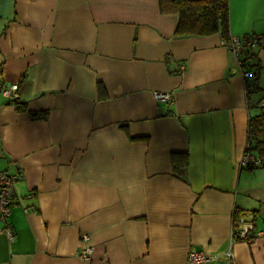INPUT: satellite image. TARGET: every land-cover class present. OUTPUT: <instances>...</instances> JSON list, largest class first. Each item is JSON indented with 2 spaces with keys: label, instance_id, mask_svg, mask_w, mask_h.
<instances>
[{
  "label": "crops",
  "instance_id": "crops-1",
  "mask_svg": "<svg viewBox=\"0 0 264 264\" xmlns=\"http://www.w3.org/2000/svg\"><path fill=\"white\" fill-rule=\"evenodd\" d=\"M228 5L232 37L264 35V0ZM177 22L159 0H0V87L16 82L25 109L0 92V171L21 173L0 264H186L229 247L264 264V236L231 237L235 208L264 230V164H240L264 44L246 94L220 35L176 36Z\"/></svg>",
  "mask_w": 264,
  "mask_h": 264
},
{
  "label": "built area",
  "instance_id": "built-area-1",
  "mask_svg": "<svg viewBox=\"0 0 264 264\" xmlns=\"http://www.w3.org/2000/svg\"><path fill=\"white\" fill-rule=\"evenodd\" d=\"M221 44L234 55L244 81L245 93L248 94L251 88L250 83L253 79V70L245 61L243 53L245 49L252 45L264 44V35L230 36L227 40L221 39ZM0 92L13 103L19 102L20 100L18 84L16 82H12L8 86H1ZM153 95L159 101L168 102L172 100L171 95L166 91H155ZM258 105L261 109H264V98L260 100ZM251 136L252 131L248 128L247 143L240 159V164L243 167L259 166L264 163V158L254 154L250 149ZM19 178H21L20 172L11 173L9 171H0V219L4 222L0 233H5L9 240L14 238V232L8 224L7 219L11 213V205L13 202V183ZM234 236L240 240L251 242L256 236H264V230L254 231L252 219L243 215L238 219L237 225L232 224L231 237ZM80 241L82 246L78 251V256L81 259L88 260L93 252V247L89 243L90 238L87 234L83 233L80 236ZM186 264H236V262L230 247L215 254H209L203 249L191 248L188 252Z\"/></svg>",
  "mask_w": 264,
  "mask_h": 264
},
{
  "label": "trees",
  "instance_id": "trees-1",
  "mask_svg": "<svg viewBox=\"0 0 264 264\" xmlns=\"http://www.w3.org/2000/svg\"><path fill=\"white\" fill-rule=\"evenodd\" d=\"M159 9L162 13H176L178 15L175 28L176 36H205L218 33L221 39L226 40L231 36L229 33L228 0H159ZM252 46L245 49L243 56L251 69L254 70V64L251 61L253 54L250 51ZM255 77L253 72L248 94L256 91ZM14 104L17 110H25L21 103L16 102ZM46 115L47 112L45 111L29 112V116L33 119H44ZM248 124L252 131L250 149L259 157L264 158V112L261 111V113L250 117ZM186 165L187 158L185 155L178 158L173 157V171L177 176H182ZM245 214L242 209L235 208L232 215L233 223L237 225L238 219Z\"/></svg>",
  "mask_w": 264,
  "mask_h": 264
},
{
  "label": "rangeland",
  "instance_id": "rangeland-1",
  "mask_svg": "<svg viewBox=\"0 0 264 264\" xmlns=\"http://www.w3.org/2000/svg\"><path fill=\"white\" fill-rule=\"evenodd\" d=\"M253 113H255V110H253Z\"/></svg>",
  "mask_w": 264,
  "mask_h": 264
}]
</instances>
